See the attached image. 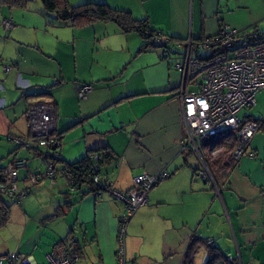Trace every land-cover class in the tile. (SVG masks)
<instances>
[{"label": "crops", "instance_id": "obj_1", "mask_svg": "<svg viewBox=\"0 0 264 264\" xmlns=\"http://www.w3.org/2000/svg\"><path fill=\"white\" fill-rule=\"evenodd\" d=\"M99 1L129 12L135 20L145 19L151 30L182 42L214 37L222 27L242 36L264 35V0L85 3ZM18 9L0 5V168L5 167L1 162L5 152L8 165L13 158L27 161L30 167L18 173V190L27 191L25 198L35 193L39 200H48L47 218L54 220L53 232L58 233L52 253L71 249L79 257L78 264H116L122 206L105 192L80 197L71 190L66 195L70 189L61 174L54 183L43 177L35 183L29 180L44 171L32 161L40 157L14 141H31L28 110L36 105L52 110L50 135L59 140L55 150L64 165L108 146L121 164L117 171L112 163L104 164L102 177L115 191H128L132 179L141 174L155 177L165 171L168 175L149 191L147 203L128 224V264H183L195 239L212 243L235 264H264V130L254 134L235 168L228 170L221 156L210 163L216 187L210 181L194 180L197 159L179 152L183 130L177 95L182 76L173 68V57L162 59L155 48L137 54L142 44L138 35L122 34L114 24L78 29L64 25L70 30L64 34L73 41L75 58L73 76L66 80L60 66L56 69L54 59L43 52L47 46L27 44L30 39L21 32L27 35L25 30L36 32L42 25L62 28L58 21L51 26L50 21L37 20L33 27L34 23L19 19ZM40 9L36 13L43 17ZM85 85L91 89L80 100L77 91ZM255 101L242 119H264V91ZM25 198L18 210L22 214ZM59 207L63 214L57 217ZM26 225L24 217L22 227ZM207 250L199 247L194 264H205Z\"/></svg>", "mask_w": 264, "mask_h": 264}, {"label": "built area", "instance_id": "obj_2", "mask_svg": "<svg viewBox=\"0 0 264 264\" xmlns=\"http://www.w3.org/2000/svg\"><path fill=\"white\" fill-rule=\"evenodd\" d=\"M247 39L253 42H248ZM256 39V33L241 36L228 27H222L216 36L200 42L190 39L185 42H169L164 37L153 39L161 51L162 59L171 60L170 56L173 55V68L182 76L177 95L183 130L178 141L179 152H190L199 163L196 179L210 181L214 186L207 162L218 159L223 149L221 146L213 147L211 143L204 146L206 141L225 132L234 133L235 147L223 156V165L231 170L246 154L247 146L257 131L254 122L242 123L239 117L241 112L249 111L255 106L256 95L264 91V44H257ZM177 49L182 52L176 54ZM215 51L221 53L209 60L205 59ZM4 70L9 72L8 67H4ZM90 89L80 88L77 98L84 99ZM28 121L31 141L15 140V144L25 149H44L39 158L44 171L42 174L29 176V180L35 183L43 177L54 183L57 175L54 163L59 157L55 149L60 143L57 137L50 135L54 130L52 110L39 105L32 106L28 110ZM249 156L252 157L251 154ZM27 168L25 160L15 159L10 162L0 185V199L21 206L27 191L18 190V173ZM163 176L164 172L155 177L141 174L132 179V188L126 193L110 194L124 207L119 219L116 264H126L127 261L125 232L128 222L147 203L151 187L161 181ZM94 181L97 182V178ZM68 184L67 178V187ZM4 258L5 260L0 258V264H36L31 257H22L18 253L7 254ZM78 260V256L62 252L56 256H48L45 264H78ZM227 260L232 259L227 257Z\"/></svg>", "mask_w": 264, "mask_h": 264}, {"label": "trees", "instance_id": "obj_3", "mask_svg": "<svg viewBox=\"0 0 264 264\" xmlns=\"http://www.w3.org/2000/svg\"><path fill=\"white\" fill-rule=\"evenodd\" d=\"M26 2L27 0H0V5H6L8 8H24ZM39 2L41 3L42 11L46 14L53 15L55 19L58 21V23L63 26L65 25V26H68L74 29H78V28L90 27L95 24H108L109 23V24H114L122 34H129V33L137 34L138 37L142 41V44L137 50V54L145 53L148 50H150V48L159 49L155 41L153 40L154 37H164V38H167L169 42H182V41H179L178 39L169 38L160 32L151 30L147 20L145 19L135 20L129 12L113 9L104 2L102 3L91 2V3H86V4L84 3L77 7H70L67 0H39ZM261 35H257V39L255 40L257 44H264V35L262 37ZM247 40L248 42H253L251 39H247ZM177 52L178 53L176 54H179V52H182V51L177 49ZM220 53H218V51H215L211 53L210 55H208L205 59L209 60L210 58H213ZM172 57L173 55L170 56V58ZM83 87L91 88L90 86H86V85ZM45 95L46 94H40L39 97H44ZM240 119L242 120V123L249 122V121L254 122L257 125L256 132H258L261 129L264 130V119H252V118L251 119L250 118H243V119L240 118ZM9 140L13 141L12 138H10ZM207 143H211L213 147L221 146L223 150L220 156L223 157L234 149L236 141H235L234 133L225 132L218 136L208 139L206 143L204 144V146H206ZM32 149L38 153V157H41L44 151V150L42 151L41 148H38V147H33L28 150H32ZM247 149H248V146H247ZM246 153H247V150H246ZM183 154L185 155L189 154L190 156H193L190 152L183 153ZM253 154L251 155L253 156ZM15 159L17 158H13V160ZM111 163L113 164V169H115L116 171L119 169L120 164H121L120 159H117L113 155L112 151L109 149L108 146H102L98 149L89 151L87 155H85L83 158H81L80 160L72 164L64 165L63 163H61L60 157H58V160L55 161L54 163V171H55V174H61L62 176H64L66 180L68 178V182H69L68 188L70 189V191L66 190L65 191L66 195H71V190H74L75 192H78V195L80 197L91 195V194L96 196L103 192L108 193L110 196L112 192H119V191L113 190L112 185L108 183L107 181L103 180L102 166L104 164H111ZM207 165L210 170L211 169L210 162H207ZM5 169L6 167L0 168V185L3 183ZM198 172H199V163L193 174L194 180H197L196 175ZM167 177L168 175L164 171V176L162 180L166 179ZM95 178H97V182L94 181ZM161 181L160 180L157 181V183L153 185L151 189L155 187ZM126 192H119V193H126ZM112 199L114 200V198ZM114 201L118 203L116 200ZM12 205H13L12 203L7 202L6 200L0 199V230L3 227H5L6 224L8 223V220L10 217V208ZM65 206H68V203H66ZM61 208L62 207H59L58 209H56L55 216L58 217L63 214V211L61 210ZM123 210H124V207L122 206V212L120 214L119 219L121 218V215L124 212ZM137 211L135 212V214L137 213ZM128 224H127V227H128ZM117 234H118V231H117ZM69 240H73V237H71ZM75 242L77 243L76 240ZM73 244L74 243L72 242L70 243V245L72 246ZM125 245H126V232H125ZM56 246L54 248H56ZM200 246H206L208 248L207 250L208 256H207V260L205 264H235L234 260L228 261L227 257H224L218 249L213 248L214 246L212 245V243H208V242L204 243V241L200 239H195L190 242L188 249L184 255L183 264H194V256L198 252L197 250H199ZM62 252H67V253H71V254L78 256L77 254L72 252L71 249H66ZM62 252H58L56 254L51 253L48 256H56V255L61 254ZM126 255H127V250H126ZM48 256H46V258ZM115 260H116V253H115ZM126 264H128V260L126 261Z\"/></svg>", "mask_w": 264, "mask_h": 264}, {"label": "rangeland", "instance_id": "obj_4", "mask_svg": "<svg viewBox=\"0 0 264 264\" xmlns=\"http://www.w3.org/2000/svg\"><path fill=\"white\" fill-rule=\"evenodd\" d=\"M67 1L70 7H77L86 2V0ZM99 2L107 3L105 1ZM39 8H41L40 12L44 18L38 13H36V10ZM20 9L21 10H18L22 12L19 13L21 15V17L18 16L19 19L25 21L27 20L31 23H34L30 24V26L33 25V27H35L38 23H36L37 20L40 21L42 24L44 21H50L49 24H53L51 26H55V23H57L53 15L46 14L42 11V6L39 0H27L24 8ZM29 14L31 16H29ZM58 27L62 28L45 29V26L42 25L40 29L37 28L36 32H32L28 29L25 30L27 31V35L25 34L26 32L21 30L20 31L22 32V35L25 38L30 39L29 43L27 44H31V46H40V48H44L42 46H47L48 51L43 52L46 54V56H49V58L51 57L52 59H54L56 69L58 65L60 66V70L62 69L64 71V74L67 78L66 80H71L75 70L73 41L70 37H67L66 34H64L69 33L64 31L70 30H65L63 28L64 26H61V24H58ZM57 71L58 70H56V72ZM196 81L198 82L199 79L197 78ZM76 103L80 104L81 102L76 99ZM245 112L246 111H243L239 115V117L242 118ZM3 156L4 161L2 160L1 162L4 164L5 167H7L8 154H6L5 152ZM32 161L35 162L34 164L37 165V167L42 168L38 158ZM22 172H25V170H21L20 174ZM38 198L36 197L35 193H31L25 198L22 207L23 214L18 212V206H11L9 222L6 224L5 227L0 230V256L4 260L5 255L11 253H18L22 257H32V259L37 264H45L46 256L50 255L53 252L54 243L57 241L54 240L53 237L58 233L53 232L54 226L52 224V221L54 220L51 221V219L47 218L49 216L47 215V208L49 205L48 200H45L44 198H40L41 200H39ZM24 217L27 218V225L23 228L22 226L24 223ZM45 217L47 219H44ZM21 219H23V221H21ZM61 230H59L60 233L62 232ZM61 235H63V232L61 233ZM56 238H58L57 235ZM83 262L84 261L81 260V263Z\"/></svg>", "mask_w": 264, "mask_h": 264}]
</instances>
